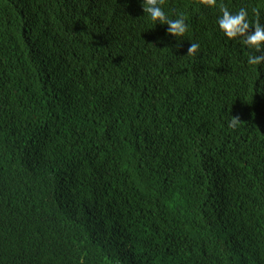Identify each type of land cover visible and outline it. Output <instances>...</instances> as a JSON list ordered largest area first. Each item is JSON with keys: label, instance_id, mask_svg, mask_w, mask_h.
Wrapping results in <instances>:
<instances>
[{"label": "trees", "instance_id": "obj_1", "mask_svg": "<svg viewBox=\"0 0 264 264\" xmlns=\"http://www.w3.org/2000/svg\"><path fill=\"white\" fill-rule=\"evenodd\" d=\"M142 4L0 0V264H264V64Z\"/></svg>", "mask_w": 264, "mask_h": 264}, {"label": "clouds", "instance_id": "obj_2", "mask_svg": "<svg viewBox=\"0 0 264 264\" xmlns=\"http://www.w3.org/2000/svg\"><path fill=\"white\" fill-rule=\"evenodd\" d=\"M165 3L166 0H143L142 8L146 16L154 24L167 25V35L181 41V38L188 31L186 18L183 13H179L175 19L169 18L163 8ZM197 3L209 9L218 8L221 13L218 19L219 29L229 40L239 39L241 44L251 50L247 60L249 65L264 64V24L260 20L259 8H252V13L257 19L254 23H250L249 11L245 7H241L237 12L233 13L224 3L218 4V0H197ZM198 49L199 44L191 43L187 56H195ZM241 123L243 122L239 117L232 116L228 127L235 130Z\"/></svg>", "mask_w": 264, "mask_h": 264}]
</instances>
